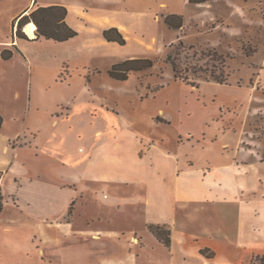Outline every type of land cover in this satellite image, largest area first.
Wrapping results in <instances>:
<instances>
[{"label": "rangeland", "instance_id": "rangeland-1", "mask_svg": "<svg viewBox=\"0 0 264 264\" xmlns=\"http://www.w3.org/2000/svg\"><path fill=\"white\" fill-rule=\"evenodd\" d=\"M31 2L0 1V58ZM234 2L236 14L224 8L216 19L225 28L206 26L205 14L192 16L182 34L154 31L175 42L147 53L153 66L126 81L109 72L137 50L134 42L89 55L82 39L41 40L25 43L12 65L0 62V77L32 75L34 107L39 97L42 108L59 107L51 123L60 126L35 133L37 145L50 151L49 135L60 131L67 167L81 172L74 184L83 198L65 214L52 209L53 219L68 222L49 231L62 245L51 247L52 264H182L176 233L192 237L182 242L196 250L184 264H264V0ZM20 93L28 104L29 94ZM162 217L169 225L156 223ZM150 224L170 230L169 248ZM98 231L102 238L92 241ZM205 248L212 262L197 253Z\"/></svg>", "mask_w": 264, "mask_h": 264}, {"label": "crops", "instance_id": "crops-1", "mask_svg": "<svg viewBox=\"0 0 264 264\" xmlns=\"http://www.w3.org/2000/svg\"><path fill=\"white\" fill-rule=\"evenodd\" d=\"M49 6H63L67 9L66 23L78 32V36L65 42L47 40L44 37L35 40L34 25L30 23L23 29L29 41L19 38L15 27L14 40L1 50V63L12 65L16 56L25 51V43L41 40L61 44L82 39V49L88 50L89 55L94 54L93 50L108 49L110 46L123 50L134 42L137 50L119 63L131 59H148L147 53L154 52L156 48L162 50L165 45L175 42L173 39L161 42L154 31L161 28L182 34L194 15L200 20L205 14L209 21L206 26L208 23L214 30L225 28L223 23L216 20L221 11L226 8L229 16L230 12L236 14V9L241 8L234 0H212L202 4H191L189 0H32L15 22L39 7ZM173 15L183 18L181 29H174L166 24L165 17ZM28 27L34 36L26 32ZM111 28H116L122 34L126 40L125 45L109 42L104 38L103 32ZM3 53L12 55L9 59H4ZM33 89L32 75L27 76L26 82H20L12 74L0 77V264H33L35 257L40 264H52L54 251L52 252L51 247L54 249V245H62L50 238L49 231L52 227L68 226V222L61 221L60 216L52 218V209H64L60 214H65L69 205L82 199L84 194L83 188L74 184L81 175L78 166L67 167L65 149L63 148L64 152L61 150L64 143L62 133L55 131L49 135V140L53 143L50 151L37 145L35 133L41 134L47 124H52V127L56 125L55 128L60 126L57 120L51 123V116L58 114L59 107L42 108L40 97L35 99L37 107H34ZM39 89L40 87L38 91ZM23 90L30 97L26 105L20 104V91ZM30 116L33 123L28 125ZM156 223L168 224V221L162 217ZM101 233L93 232L92 241L98 242L102 238ZM176 234V253L184 264L185 260L193 258L192 254L196 250L182 242H188L192 237ZM197 253H200L199 249ZM128 256L127 258H134L130 252ZM208 260L212 262L214 259ZM109 263L115 262L112 260ZM175 263L180 264L178 261ZM213 264L233 263L214 261Z\"/></svg>", "mask_w": 264, "mask_h": 264}, {"label": "trees", "instance_id": "trees-1", "mask_svg": "<svg viewBox=\"0 0 264 264\" xmlns=\"http://www.w3.org/2000/svg\"><path fill=\"white\" fill-rule=\"evenodd\" d=\"M3 1V0H0ZM212 0H189L191 4H202ZM67 9L63 6H49V7H39L32 11L29 15L22 16L19 20L14 22L13 27H16V35L19 38L29 40L28 36L23 32V29L26 25L33 23L34 31L36 33V39L44 37L47 40H54L56 42H65L76 36H78V32L71 28L66 23ZM166 24L174 29H181L183 27V18L181 16H167L165 17ZM104 38L109 42H117L120 45H125L126 40L122 36V34L116 29L111 28L105 30L103 32ZM12 53H9L7 56L5 53L2 54L4 59H9ZM169 63L172 66L175 77L180 78L178 76V67L176 63V58L171 55L168 56ZM217 61L220 64H224V59L219 56L217 57ZM153 66V62L150 59H131L126 60L124 62L113 65L112 69L109 72L111 78L126 81L129 78L130 72H138L147 68H151ZM223 66V65H222ZM214 81L219 84H225L227 81V76L225 78L220 76H212ZM2 123V119L0 117V125ZM1 209V205H0ZM150 233L163 245L167 248L171 246V233L170 230H166L163 226L150 224L148 226ZM209 249H201V255L207 257L208 259L215 258V254L212 253L210 255L207 254Z\"/></svg>", "mask_w": 264, "mask_h": 264}, {"label": "bare ground", "instance_id": "bare-ground-1", "mask_svg": "<svg viewBox=\"0 0 264 264\" xmlns=\"http://www.w3.org/2000/svg\"><path fill=\"white\" fill-rule=\"evenodd\" d=\"M26 32H28L30 36H34L30 27L26 28Z\"/></svg>", "mask_w": 264, "mask_h": 264}]
</instances>
